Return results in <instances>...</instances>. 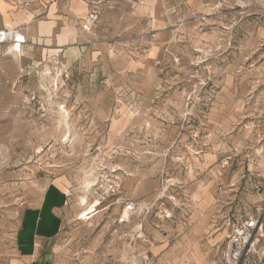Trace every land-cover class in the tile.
I'll return each instance as SVG.
<instances>
[{
	"label": "rangeland",
	"instance_id": "1",
	"mask_svg": "<svg viewBox=\"0 0 264 264\" xmlns=\"http://www.w3.org/2000/svg\"><path fill=\"white\" fill-rule=\"evenodd\" d=\"M15 4L61 18L0 60V264H220L264 171V0Z\"/></svg>",
	"mask_w": 264,
	"mask_h": 264
},
{
	"label": "built area",
	"instance_id": "2",
	"mask_svg": "<svg viewBox=\"0 0 264 264\" xmlns=\"http://www.w3.org/2000/svg\"><path fill=\"white\" fill-rule=\"evenodd\" d=\"M97 17L96 10H88L81 21L80 29L89 32ZM27 44L24 27L5 24L0 28V60L6 56H24V46ZM255 142L258 147L255 154L257 158L260 155L259 158L264 163V132L255 135ZM246 171L250 190L259 199L244 203L237 212L230 215L220 264H264V171L262 168L250 167ZM125 210L129 213L134 210L133 204H127Z\"/></svg>",
	"mask_w": 264,
	"mask_h": 264
},
{
	"label": "crops",
	"instance_id": "3",
	"mask_svg": "<svg viewBox=\"0 0 264 264\" xmlns=\"http://www.w3.org/2000/svg\"><path fill=\"white\" fill-rule=\"evenodd\" d=\"M16 1L17 0H0V28L7 23L15 21L16 19H15L14 15L16 13L21 12L22 16L26 13L23 10H17L16 12L13 11L12 8H14V6H16V4H15ZM75 10H76V8H75ZM75 10L73 8H70V11L72 13L71 18H70L71 22H73L74 15L77 16L75 13ZM78 10H80V9H78ZM54 14H55V12H52L51 15H47L46 19L39 20V21H51V20H53L54 25L52 26V31L58 25L59 19L61 18V16H57ZM31 20H32V16H31L29 21H27V22L26 21H20V22H18V24L16 26L24 27L26 29V38L28 40L30 38L41 39V37H45L46 35H40V33H39V26H38L39 21L36 24H33L30 28L25 26V23L28 24V23H30ZM54 42H55L56 46H60V47H64L67 45V43L58 44L57 35L54 39ZM28 51H29V46L25 45L24 46V52L27 53ZM25 252L26 253L29 252L27 246L25 247Z\"/></svg>",
	"mask_w": 264,
	"mask_h": 264
},
{
	"label": "bare ground",
	"instance_id": "4",
	"mask_svg": "<svg viewBox=\"0 0 264 264\" xmlns=\"http://www.w3.org/2000/svg\"><path fill=\"white\" fill-rule=\"evenodd\" d=\"M6 25H10L9 23H7ZM11 26V25H10ZM88 212L87 213H85L86 215L88 214V213H91L93 210H94V207L91 205L90 207H88V209H86ZM85 212V211H84ZM84 214V213H83ZM126 215V214H125ZM140 228V226H137V229H139Z\"/></svg>",
	"mask_w": 264,
	"mask_h": 264
},
{
	"label": "snow or ice",
	"instance_id": "5",
	"mask_svg": "<svg viewBox=\"0 0 264 264\" xmlns=\"http://www.w3.org/2000/svg\"><path fill=\"white\" fill-rule=\"evenodd\" d=\"M21 39H22V37H21Z\"/></svg>",
	"mask_w": 264,
	"mask_h": 264
}]
</instances>
